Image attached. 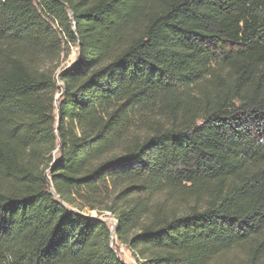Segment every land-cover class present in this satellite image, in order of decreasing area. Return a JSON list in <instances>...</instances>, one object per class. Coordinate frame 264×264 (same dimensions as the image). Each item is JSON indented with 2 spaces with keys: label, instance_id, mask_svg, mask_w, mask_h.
Listing matches in <instances>:
<instances>
[{
  "label": "trees",
  "instance_id": "1",
  "mask_svg": "<svg viewBox=\"0 0 264 264\" xmlns=\"http://www.w3.org/2000/svg\"><path fill=\"white\" fill-rule=\"evenodd\" d=\"M115 242L264 264V0H0V264Z\"/></svg>",
  "mask_w": 264,
  "mask_h": 264
},
{
  "label": "rangeland",
  "instance_id": "2",
  "mask_svg": "<svg viewBox=\"0 0 264 264\" xmlns=\"http://www.w3.org/2000/svg\"><path fill=\"white\" fill-rule=\"evenodd\" d=\"M77 55H78L77 45L68 44V46L64 48V53L62 54V57H61L60 68H66V67L70 66L71 64H73L77 58ZM53 155L56 158V155H57L56 151L53 153ZM103 219L107 222V224L113 230L115 225H116V220L111 216H105ZM115 245L118 249L119 257L124 262H126L128 264H136L134 259L131 257L129 251L125 247L119 245L116 242H115Z\"/></svg>",
  "mask_w": 264,
  "mask_h": 264
}]
</instances>
